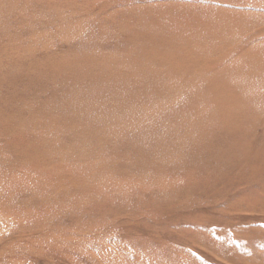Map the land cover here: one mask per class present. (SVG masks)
<instances>
[{
    "label": "rangeland",
    "instance_id": "obj_1",
    "mask_svg": "<svg viewBox=\"0 0 264 264\" xmlns=\"http://www.w3.org/2000/svg\"><path fill=\"white\" fill-rule=\"evenodd\" d=\"M257 48L264 0H0V264H264V87L235 89ZM14 145L37 159L6 168Z\"/></svg>",
    "mask_w": 264,
    "mask_h": 264
},
{
    "label": "bare ground",
    "instance_id": "obj_2",
    "mask_svg": "<svg viewBox=\"0 0 264 264\" xmlns=\"http://www.w3.org/2000/svg\"><path fill=\"white\" fill-rule=\"evenodd\" d=\"M225 30H227V29H225ZM228 30H231V29H228ZM232 38H234V36L225 35L222 39H223V41H229V40H224V39H232ZM216 39H219V38H216ZM208 40H210V41L215 40V38L209 37ZM219 40H217V41L219 42ZM141 45H143V44H141ZM137 47H143L144 48V46H137ZM163 50H165V49H163ZM262 52L263 51H261L260 48H257L256 51L255 50L250 51L249 53H251V54L248 53L247 58H251V59L247 61L246 65L244 67H242L238 70L240 78H239L238 84L237 85L235 84V89H237L236 91L239 92L240 95L244 93L242 90H246L248 88H262V87H264V52L263 53ZM160 55H166V54L162 53ZM56 68H60V71L62 73L64 71L63 68H66V66L56 67ZM67 68H69V67H67ZM67 68H66V70H67ZM246 77H251L253 79V82L252 83L245 82ZM255 79H256V82H254ZM94 83H99V81L98 82L95 81ZM61 92H67L70 95H72L73 97H75L77 95L75 88L72 86H70L69 88H67ZM222 105H224V104H222ZM64 106H66V105L58 106V108L60 107L63 112H65V111L67 112L68 108L67 107L65 108ZM67 106H70V105H67ZM7 127L14 129L13 123H8ZM59 141L60 142H63V141L71 142L72 146H74L77 149V148H80L82 146H85V143L87 142V138L84 135H78V132H77L73 135L72 138H67V136L64 135L60 138ZM184 145H187V144H184ZM14 147H16V145L7 147L6 150L8 153H10V155H16L17 157H20L21 160H19L18 163H14V164L10 163L9 161H3V162L1 161L2 165L5 166L6 168L18 170L20 165L22 164V162H23V164L24 163L33 164L32 162L37 159L36 154L38 153V149L33 148V149H30V151H29L28 149L25 150V149L18 148V147H17V149H15ZM212 147H214V144L211 141L207 140V141H204L203 143H201L200 147L197 149V152L194 153L195 154L194 156H196L195 159L198 161V163L195 164V170L197 172V175L192 176V180L188 179L191 177V174H190V172H188V170H186L183 173L184 179L180 178L175 183H172L169 185L165 184L164 187H160L158 189H160V190L167 189L168 191L174 190L175 195L170 197L171 199H173V202L177 201V198L180 194H182V196L190 195L192 188H193V184H191V181H194L195 179L199 178L198 173L200 172V170L204 171V167H203L204 166V159H203V157H205L211 153H213V154L217 153V152H211ZM57 152H58L57 150H52V151H50V153L47 152V154L56 155ZM220 153H222V152H220ZM69 155H72L71 156V159H72L74 157L73 155H75V154L72 153ZM51 160H53V159L50 158V161ZM175 161H177V163L175 164V165H177L178 163H180L181 160L177 159ZM169 172L170 171L166 172V174H168ZM157 183L163 186V182L158 181ZM187 184H191V185L187 186ZM16 189L21 191L22 193H30V188H27L23 184H18ZM4 190H6V189L4 188ZM164 193L167 194V192H164ZM105 201H108V200L105 199L102 202H105ZM8 207L10 208L9 205H8ZM1 209H3V207H1ZM44 212H46V211L44 210ZM245 239L247 240V237L242 238V242H244ZM261 241L263 242L264 238H262ZM248 242L250 244L249 246L252 247L253 242L250 239L247 240V243ZM144 243H146V242H139L138 244L136 243V245H135L137 248V251H138L137 257L140 256V260H142L146 264H161V262H162V264H166V263H164L163 258L160 259L158 257L159 251L157 249H153V250H149V251L144 250L140 246V245H143ZM259 244L260 243L254 245V246L255 247L259 246ZM158 249L161 250L160 248H158ZM181 251L183 252V250H181ZM181 262L185 264L186 260L185 259L183 260L181 258L179 259L178 255H175L174 256V264H180ZM232 262H235V260H232ZM237 264H240V263L238 262Z\"/></svg>",
    "mask_w": 264,
    "mask_h": 264
}]
</instances>
